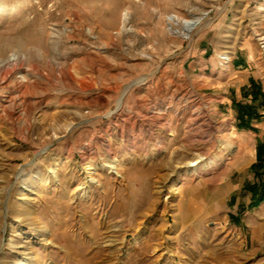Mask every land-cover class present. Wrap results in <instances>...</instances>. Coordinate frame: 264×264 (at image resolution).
Wrapping results in <instances>:
<instances>
[{
    "label": "rangeland",
    "instance_id": "1",
    "mask_svg": "<svg viewBox=\"0 0 264 264\" xmlns=\"http://www.w3.org/2000/svg\"><path fill=\"white\" fill-rule=\"evenodd\" d=\"M263 36L264 0H0V264H264V129L190 65L264 81Z\"/></svg>",
    "mask_w": 264,
    "mask_h": 264
},
{
    "label": "trees",
    "instance_id": "2",
    "mask_svg": "<svg viewBox=\"0 0 264 264\" xmlns=\"http://www.w3.org/2000/svg\"><path fill=\"white\" fill-rule=\"evenodd\" d=\"M241 95L248 102L233 100L236 128L258 134L259 130L255 125L264 122V89L261 84L251 79L249 86L242 88ZM250 172L254 176L253 181L245 184L243 192L251 198L248 210H253L264 203V139L257 143L256 162Z\"/></svg>",
    "mask_w": 264,
    "mask_h": 264
},
{
    "label": "crops",
    "instance_id": "3",
    "mask_svg": "<svg viewBox=\"0 0 264 264\" xmlns=\"http://www.w3.org/2000/svg\"><path fill=\"white\" fill-rule=\"evenodd\" d=\"M199 54L204 55L205 51H201ZM190 65L194 66V70H199L200 74L211 76L212 78L225 82V84L228 82L229 87L234 90V93L232 94V102L233 100H236L237 102H248L242 98L241 90L242 88L249 86L251 79L261 84L264 89V81L262 78L259 80L258 74L253 71L251 66V56L248 55L243 56L240 54V56L232 61V64L229 67L222 66L221 63L211 55L207 58L203 57L201 60L200 58H193ZM206 71H209V73ZM207 82L209 84L211 80H208ZM255 128L259 131L260 129H264V122L255 125Z\"/></svg>",
    "mask_w": 264,
    "mask_h": 264
},
{
    "label": "built area",
    "instance_id": "4",
    "mask_svg": "<svg viewBox=\"0 0 264 264\" xmlns=\"http://www.w3.org/2000/svg\"><path fill=\"white\" fill-rule=\"evenodd\" d=\"M193 20L194 19L183 20V19L179 18L176 15H172V16H170L168 18L167 24L169 26L170 32L173 35L183 38L184 41H191L192 38H193L191 36L195 33L197 27L200 24H196L195 27L190 29V31H186L184 29V25L183 24L185 22H187V21L192 22ZM259 42H260V48H261L262 52L264 53V36L260 37ZM219 60H220V63H221L222 66L229 67V65L231 64L232 58H231V56L229 54H220L219 55Z\"/></svg>",
    "mask_w": 264,
    "mask_h": 264
},
{
    "label": "bare ground",
    "instance_id": "5",
    "mask_svg": "<svg viewBox=\"0 0 264 264\" xmlns=\"http://www.w3.org/2000/svg\"><path fill=\"white\" fill-rule=\"evenodd\" d=\"M200 22H201V19H195V20H193L192 22H190V21H187V22H185L183 25H184V29L186 30V31H190V29H192L193 27H195V25L196 24H200ZM194 35V34H193ZM193 35L191 36V37H193ZM1 67V66H0ZM2 69V68H1ZM142 82H140L139 84H141ZM128 92V91H127ZM127 92L123 95V97H122V99H121V101H120V108H121V105L123 104V101H124V99H125V97H126V95H127ZM109 152V151H108ZM193 167H197V169H196V171L198 172V173H200L201 172V170L200 169H202L204 166L202 165V161H197L195 164H193L192 165ZM207 168H208V170H212L213 169V167H211V166H206ZM99 251H101V250H99ZM103 251V250H102ZM101 253V252H100ZM114 254V253H113ZM98 258V257H97ZM97 258H95V259H97ZM104 259H106V258H104ZM98 260H96V262H97ZM98 264V263H97Z\"/></svg>",
    "mask_w": 264,
    "mask_h": 264
}]
</instances>
